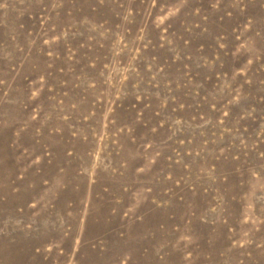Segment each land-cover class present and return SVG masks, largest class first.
I'll return each instance as SVG.
<instances>
[{
    "label": "rangeland",
    "instance_id": "374dc122",
    "mask_svg": "<svg viewBox=\"0 0 264 264\" xmlns=\"http://www.w3.org/2000/svg\"><path fill=\"white\" fill-rule=\"evenodd\" d=\"M0 253L264 264V0H0Z\"/></svg>",
    "mask_w": 264,
    "mask_h": 264
},
{
    "label": "bare ground",
    "instance_id": "6f19581e",
    "mask_svg": "<svg viewBox=\"0 0 264 264\" xmlns=\"http://www.w3.org/2000/svg\"><path fill=\"white\" fill-rule=\"evenodd\" d=\"M31 246V245H30ZM29 246V247H30ZM32 248H29L30 252H29V256H32V260H27L26 263H29V261H38L41 257H48V253H46L45 251H43L40 247L39 249V252H37L36 254L35 253H32L31 251ZM28 254L27 253H22V254H19L17 256V260L18 261H25L26 260V255ZM3 258V259H7V262L11 263V264H15L13 263L11 260H10V257H8L7 255H5V253H0V258Z\"/></svg>",
    "mask_w": 264,
    "mask_h": 264
}]
</instances>
